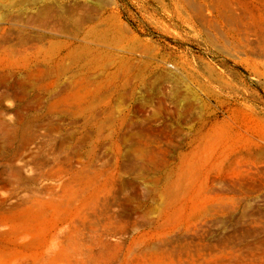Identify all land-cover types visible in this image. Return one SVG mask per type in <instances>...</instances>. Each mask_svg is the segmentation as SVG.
<instances>
[{"label": "rangeland", "instance_id": "1", "mask_svg": "<svg viewBox=\"0 0 264 264\" xmlns=\"http://www.w3.org/2000/svg\"><path fill=\"white\" fill-rule=\"evenodd\" d=\"M0 264H264V0H0Z\"/></svg>", "mask_w": 264, "mask_h": 264}]
</instances>
